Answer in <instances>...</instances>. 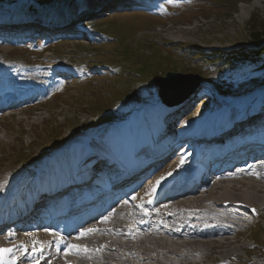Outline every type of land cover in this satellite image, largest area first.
I'll return each mask as SVG.
<instances>
[{
    "label": "rangeland",
    "instance_id": "1",
    "mask_svg": "<svg viewBox=\"0 0 264 264\" xmlns=\"http://www.w3.org/2000/svg\"><path fill=\"white\" fill-rule=\"evenodd\" d=\"M61 1L63 0H0V21L9 23L24 18L27 20L19 25L0 26L1 32L6 27H29L45 20L52 25L66 13L73 15L76 20L70 24L68 19L60 28L49 26L47 30L39 29L44 36L39 33L35 38L32 36L29 40L23 39L17 46L7 45L0 36V59H6L10 67L19 66L27 78L45 79L50 74L49 70L44 68V64L51 61L49 67L54 65L55 73L58 75L49 85L51 88V84L57 85L56 89L59 92L57 95H44L39 102L25 107L21 112L16 111L12 116L0 118V206L4 201L2 190H6L7 185L13 186L18 173L24 176V184L20 187L25 188L32 182H34L32 189L48 187L54 180L47 176V171H57L63 164L66 167V160L71 158L67 156L73 153L66 151L64 160H58L55 169L47 163L59 158L60 152L69 144L76 145L73 148L74 154H79L77 147L87 145L91 150L97 146L96 152L105 153L107 157L132 155L131 146L126 149L123 147L130 145L132 139L136 137L145 142L147 138L144 137L142 140L144 131L149 136L151 126L147 127L145 124L141 132L139 129L131 132L130 127L123 133L116 130L123 129L127 124L126 118L130 116L142 122L144 111H150L149 119L156 118L154 108L159 102L152 96L158 92L159 86L154 85V82L159 76L164 77L166 72L180 73L202 84L193 97L204 94L205 99L198 98L190 104L196 111L185 124L186 126L191 124L192 127L202 125L204 120L207 121L205 124L211 125L213 115L217 116L224 112L220 111L222 108L210 105L205 92L215 97L216 93L224 90L231 88L233 91L237 90L240 86L242 88L252 84L246 81L259 77L264 72V64L241 68L237 64H232L234 66L232 69L220 61L217 62L218 58H215L216 55H242L247 52L253 36L262 37L264 29H260V24L264 23V0H182L178 4L171 3V0H165L163 4L161 2L163 0H156L155 10L159 11L150 15L132 11L130 10L132 7L125 6L131 0L113 2L103 0L106 3L104 9L105 3L100 4L99 0H95L98 1L96 4L99 5V9L94 16L89 15L90 9L95 11L93 0H86L87 3L79 5L77 0H70L72 2L68 4ZM255 1L263 2L252 11L245 12ZM14 5L39 8L46 6V9L56 7L58 12L45 16V10H36L34 14L30 12L29 15H23L20 11L14 10ZM55 15L57 20H54ZM63 28L71 29L73 33L76 31L86 33L87 39L58 40L56 39L58 35L53 36L49 33L53 31L57 34ZM3 34L11 33L5 30ZM262 41L264 44V39ZM253 48L250 47L251 50ZM64 77L70 79V82L56 80ZM229 77H238L242 82L239 79L224 81ZM262 84L260 88L264 89V82ZM54 91L56 90L50 89V92ZM251 102L252 100L242 102L238 106L245 108L246 104ZM183 107L178 109L181 108L182 111ZM128 109L129 114L120 118ZM246 110L247 108L244 112ZM213 112L216 113L211 114ZM209 113L211 115H207ZM176 132L173 130V135L169 133L166 138H175ZM177 134L179 135V130ZM184 136L187 139L182 140L180 145L182 147L189 139L188 135ZM174 140L176 142L177 137ZM73 141L77 142L73 144ZM112 141H116L113 146L110 145ZM51 147L53 149H48ZM191 149L194 150L193 147ZM167 155L165 149L164 157ZM156 157L160 156L155 155L151 160L156 161ZM167 162L168 160L162 161L160 165L163 167ZM72 165L74 162L67 166L68 172L72 170ZM44 166L46 171L39 179L35 180L33 172H26L37 171ZM73 169H76V166ZM13 173L15 174L11 178L2 180V177H8ZM29 177L31 180L27 181ZM58 179H63L59 184L67 180L64 175L58 176ZM4 182L7 184L2 186ZM20 187L19 190H22ZM29 188L30 185L26 187L27 190H30ZM260 215L254 226H249V230L234 238V243L225 241L220 247L216 243V249L206 254L204 264H220L225 259L223 257L228 256V252L230 255L233 252L235 254L233 255L235 258L228 264H264L263 209ZM234 249L235 251H231ZM176 264H180V261H176Z\"/></svg>",
    "mask_w": 264,
    "mask_h": 264
},
{
    "label": "bare ground",
    "instance_id": "2",
    "mask_svg": "<svg viewBox=\"0 0 264 264\" xmlns=\"http://www.w3.org/2000/svg\"><path fill=\"white\" fill-rule=\"evenodd\" d=\"M263 1H255L253 2L252 6L248 9L246 8L245 12L252 11L253 8L259 6V4ZM97 10L98 7H93V9ZM242 12V13H245ZM68 17V15L62 16V20H65V18ZM245 18V17H244ZM242 17L239 18V22L241 21ZM57 20V19H56ZM245 21V20H244ZM199 59V58H198ZM22 75H17V79L19 81L20 87H25L28 80L24 76V73L21 72ZM26 75V74H25ZM54 71H50V76H54ZM66 83L70 82L69 79H66ZM194 95H190L185 102L192 103L195 101V99L199 100L203 97V95H199L198 97H193ZM198 100V101H199ZM259 98H257L252 104L248 105L246 112H244L245 108L236 107V105H230L229 107H225L224 109H221L220 111H224L223 113H220L219 115H213V119L210 121V124H205L207 122L204 120L202 125H199L195 127L191 126L193 130H189L190 132H184L183 129L185 128V125L180 127L179 135L176 132L177 141L174 142L175 138H166L169 136V133L173 135V130L175 124L169 125L168 122H166L164 112L167 111L161 104H158L156 106L154 116L156 117L154 120L148 118V114L150 111H144L142 116V122H139L134 116H130L125 122L127 124L123 129H117L116 132H124L125 129L130 127L132 130L131 132H134L136 130L142 131L144 129V125L146 124L147 127L151 126V134L146 133L144 131L143 138H147L145 142L141 141L140 137H136L132 139V143L130 145H126L123 148H133L132 155H126L121 156L118 155L107 157L110 161L114 162L118 168L116 167L115 171H105L98 169L94 167V164L85 162V157L89 156L90 154L97 153L96 149L97 146L93 147V149H89L87 145L83 146L82 148H78L79 154H74L73 148L76 145H67L65 149H63L60 154L59 158L55 159L54 162L47 164H50V167L55 169V165L58 162V160H64V157L66 156V151H69V153H73L72 155H69L67 157H71L68 160H66V167L64 164L59 167L57 171H47V176L54 181L57 182V185L59 182H61V179H58V176L64 175L66 179L68 177L72 176H78V178H81L82 175H78L79 173L88 175L92 173L94 176L93 183L90 185L95 191L93 193L94 195H100V192L97 191V189L103 188V190H107L106 183L110 179L111 175L115 178V184L117 185L119 181L122 182H128V177H125L123 175H120L118 170L123 168H130L136 169L135 171V177L141 178L146 175V184H138L136 188H132L131 190L126 192L127 198H132L135 202L144 201L146 196L149 195L151 192V189L153 187L156 188L164 182L165 177L169 174V172L175 170L180 164L185 163L187 158H194L197 160H200L204 158V150L206 147L212 144V141H216V138H228L235 132H249L251 131V128L255 127L254 124H250L256 117H259V115L263 112L262 105H264V102H258ZM184 102V103H185ZM183 104H181L179 107H181ZM179 107L175 108L177 110H173L171 115L174 116L176 119V114H179L181 112V108ZM184 108V107H183ZM160 110V111H159ZM183 110V109H182ZM218 112V111H217ZM216 113V112H215ZM254 114V117H251V114ZM214 114V113H212ZM211 115V114H209ZM201 115H199L200 117ZM216 116V117H215ZM209 118V117H207ZM215 118V119H214ZM174 119V120H175ZM200 119V118H199ZM198 119V120H199ZM197 120V121H198ZM196 121V122H197ZM194 122V124L196 123ZM249 122V124L247 123ZM131 125V126H130ZM135 126V127H132ZM190 127V126H188ZM230 128L228 130L227 128ZM201 129V130H200ZM175 131V130H174ZM184 134L188 135V142L187 145L183 147L180 146L182 144V140L187 139ZM264 134V132L262 133ZM140 134H137V136ZM198 136L202 138V140H198ZM174 140V141H173ZM78 141V140H77ZM77 141H73L75 144ZM156 141V142H155ZM171 141L174 143L171 144ZM168 142V143H167ZM193 142L194 144L191 145L190 143ZM116 143V141L110 142V145L113 146ZM163 144L161 147L160 145ZM117 146V144H116ZM120 146V144H119ZM264 147V143L262 145ZM178 147V149H176ZM180 147V148H179ZM194 148L191 149V148ZM116 149V147H114ZM144 148L148 149L146 153H140V150ZM166 149V152L168 153L167 156L164 157V151ZM197 149V150H196ZM197 151V153H196ZM116 152V151H115ZM102 153V152H101ZM178 153V159L172 160V158L169 156L170 154ZM186 153V154H185ZM105 154V153H104ZM155 155H159L160 157H156V161H152L151 159L155 157ZM183 155H186L185 157H181ZM75 159V160H74ZM183 159V163H181V160ZM168 162L160 168V170H156L157 172H148L147 168L149 166H152L154 163H157V169L160 166V163L162 161ZM74 166H76V169L70 170V172L67 171V166L71 163ZM171 162V163H170ZM140 163V165H139ZM170 163V164H169ZM169 164L167 167L166 165ZM46 165V164H45ZM166 167V168H164ZM80 169V170H79ZM163 169V170H162ZM46 171V167L44 166L41 170L33 172L32 175H34L35 180L39 179L44 176V172ZM185 171V169H181V172ZM19 172V171H17ZM15 172V173H17ZM15 173L12 175L3 178L2 180H6L11 178ZM261 177L256 175L255 177H245V176H227L223 177L218 185L210 187L205 192H199L198 190H194L187 195L182 196L181 194L174 195V198H169L167 201V207L174 213V214H181L182 209H187L186 213L184 214L186 218L192 219V218H202L205 225H213L215 222H218L222 216H215V214H218L216 211H218V205H220L221 202L224 201H231V202H244L248 201L252 204L257 205L259 210L264 209V166L261 168V171L259 172ZM145 174V175H144ZM20 175L22 177L23 174H16L15 177ZM126 175V174H125ZM194 177H196V181L198 182L200 179V171L198 169L193 171ZM161 177L164 179L161 180ZM24 178V176H23ZM29 177L27 181L30 179ZM182 178H185V175H182ZM17 179H15L16 181ZM31 180V179H30ZM160 181L159 185H156V181ZM15 181L13 186H6V190L11 189L9 193H7L6 190H2V199H4L3 204L0 207H5V196L8 198L9 196H14L15 193L20 194L23 191V196L21 198H18V200L14 201L11 204V210L13 212H16L18 209L22 208L25 211L30 209L32 207L31 200L32 199H38V193L43 192L44 189H47L50 185L53 183H56L54 181L51 182V184H48V187H35L32 189L34 182H32L30 185V190L24 189L22 190L17 189V191L12 192L15 189ZM2 182V181H1ZM24 182V180H23ZM30 182V181H29ZM65 182V180H64ZM60 183L61 185L64 183ZM188 182H190L188 180ZM187 182V183H188ZM3 184V183H2ZM7 182H4L2 186H5ZM44 185V184H43ZM9 186V187H8ZM8 187V188H7ZM14 188V189H13ZM79 189V188H77ZM142 189V190H139ZM63 190H66V187H63ZM184 189L179 188L175 189L176 193H182ZM102 191V190H101ZM74 197H78L79 199H83L82 196H85L87 194L85 191L82 196L79 197L80 191L75 190ZM153 193V192H152ZM151 193V194H152ZM7 194V195H6ZM65 197L64 203H56L54 205V208H58V211L60 214H63V210L68 209V212H71V214L74 216V223H77V225L83 224L85 220L89 219L93 223H99L102 224L103 222L109 221L110 218L107 215L108 211L106 212V207L100 202L96 201L92 203V200H85V203H88V207L85 213L79 214L78 208H79V199H73ZM135 197V198H134ZM118 198V197H117ZM113 198L112 200L114 204H117L120 199ZM87 199V198H84ZM55 203V202H54ZM72 203V204H71ZM63 204V205H62ZM215 208V210L213 209ZM99 209V213L96 217L91 216V212L94 210ZM110 211V210H109ZM19 212V210H18ZM123 214V213H121ZM119 214V215H121ZM127 214V213H125ZM118 215V216H119ZM182 216V215H181ZM184 217V216H183ZM70 217H67V220L71 222ZM225 219V218H224ZM114 223L110 224L109 226H113V234L111 237H108L107 239L110 240L108 243V246L111 248H115V252H108L105 250L101 253L100 256H98L95 261L97 263L102 264H139L135 263V261H128L127 256L133 255L135 258L141 257L139 259L141 261V264H176V261H180V264H203V258H205L208 253V251H212L213 249H216V245L218 247L222 246V243L225 241H228L229 243H234L235 239L238 235L244 233V232H237L235 237L227 236L224 237L220 241H200V240H192V235L187 234L186 231H183L182 233L178 234L176 237H174L172 240H167L166 238L161 236H151L149 238L140 237V236H134L130 238H122V233L120 227L122 226L123 220L119 217H116L114 219ZM35 239H41L45 242V246L47 249V252L49 249H54V243H53V237L54 235L48 231H42L39 229H35L33 231H28L25 233ZM223 241V242H222ZM124 243H130L131 246L126 245L122 246ZM217 243V244H216ZM216 244V245H215ZM206 249V250H205ZM65 248H60L59 252L64 251ZM231 251H235L231 250ZM229 254V252H228ZM231 255H235L234 252ZM229 257V256H227ZM60 257L51 258V260L48 261L47 264H60Z\"/></svg>",
    "mask_w": 264,
    "mask_h": 264
},
{
    "label": "water",
    "instance_id": "3",
    "mask_svg": "<svg viewBox=\"0 0 264 264\" xmlns=\"http://www.w3.org/2000/svg\"><path fill=\"white\" fill-rule=\"evenodd\" d=\"M159 86L158 96L168 106H173L185 100L198 87V83L180 73H167L164 77L155 79Z\"/></svg>",
    "mask_w": 264,
    "mask_h": 264
},
{
    "label": "trees",
    "instance_id": "4",
    "mask_svg": "<svg viewBox=\"0 0 264 264\" xmlns=\"http://www.w3.org/2000/svg\"><path fill=\"white\" fill-rule=\"evenodd\" d=\"M41 1H47V0H41ZM29 13H34V11L36 10H41L42 8L39 7H33L30 6L29 8ZM260 29H264V23L260 24ZM263 37V38H262ZM262 37L257 36L254 37L253 36V40L251 41L252 43L249 44L248 47H254L252 50L250 48L247 49V52L244 54H227V55H220L217 56L216 58H218L217 60H222L225 62H232L233 64L237 62V60L240 61V63L244 64V63H248L250 65H253L255 63H257V65H261V62L264 61V44H262V39H264V30L262 31ZM252 39V38H251ZM253 82L257 85V84H261L262 82H264V73L262 75H259V77H255L252 79ZM54 147V146H53ZM53 147L48 148V149H53Z\"/></svg>",
    "mask_w": 264,
    "mask_h": 264
},
{
    "label": "snow or ice",
    "instance_id": "5",
    "mask_svg": "<svg viewBox=\"0 0 264 264\" xmlns=\"http://www.w3.org/2000/svg\"><path fill=\"white\" fill-rule=\"evenodd\" d=\"M183 159L181 160V163H183ZM169 175H171V173H169ZM164 179L163 177H161V180ZM160 184V181H156V185H159ZM152 192H155V187H153L151 189V192L149 193V195H151ZM135 198V197H134ZM255 211V210H254ZM97 229H93V228H89V229H86L84 232L81 233V236L85 235V234H88V233H91V232H94L96 231ZM69 248H76V249H79L80 246L79 245H69L68 246ZM11 249L9 248H0V254L2 253H6V252H10ZM0 259H2V256H0Z\"/></svg>",
    "mask_w": 264,
    "mask_h": 264
}]
</instances>
